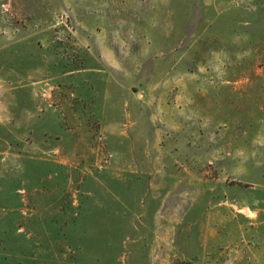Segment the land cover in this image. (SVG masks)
<instances>
[{
  "label": "rangeland",
  "instance_id": "1",
  "mask_svg": "<svg viewBox=\"0 0 264 264\" xmlns=\"http://www.w3.org/2000/svg\"><path fill=\"white\" fill-rule=\"evenodd\" d=\"M0 264H264V0H0Z\"/></svg>",
  "mask_w": 264,
  "mask_h": 264
}]
</instances>
